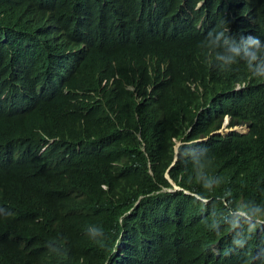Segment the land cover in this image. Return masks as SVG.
I'll return each mask as SVG.
<instances>
[{"label": "trees", "instance_id": "obj_1", "mask_svg": "<svg viewBox=\"0 0 264 264\" xmlns=\"http://www.w3.org/2000/svg\"><path fill=\"white\" fill-rule=\"evenodd\" d=\"M249 10L264 0H0V264H264ZM226 116L248 131L210 135Z\"/></svg>", "mask_w": 264, "mask_h": 264}, {"label": "clouds", "instance_id": "obj_2", "mask_svg": "<svg viewBox=\"0 0 264 264\" xmlns=\"http://www.w3.org/2000/svg\"><path fill=\"white\" fill-rule=\"evenodd\" d=\"M201 4H202L201 2H199V3L196 2L193 4V5H195L196 17L200 18L197 27L203 23V21L205 20V17H206L205 12L204 11L202 12ZM190 6H192V5H190ZM79 16H80V14H77L75 17H79ZM139 16H142V14ZM132 21H134V20H132ZM247 21L249 23L248 37L240 35L239 36V37H241L240 40L244 44H246L248 41L253 42V43H255L256 48H260V47L264 46L263 45L264 44V13L263 14H255L251 10H249L247 12H244L239 18H237L236 23L238 24L239 27H242L244 24H246ZM77 36H78V33H77ZM77 41L80 42V48L77 51V53H80L81 57H82V51H85L87 49L88 41H87V38L83 34H81L80 40L78 38ZM77 53H75L73 55L74 61H77L80 59L79 56L77 55ZM65 55H67V54H65ZM237 88H238V86H237ZM202 109H203L202 106L198 107L196 110L197 113L199 114V113L203 112ZM14 112L17 115H23L26 112V108H25L22 101L16 102ZM228 125H229V117L226 116L223 118L222 126H221L220 130L215 131V132L211 133L210 135H215V134L221 135V134H226V133L231 132V131H235V132H239V133L244 134L248 131L247 125L234 126L232 128H228ZM237 129H239V131H237ZM223 130H225V131H223ZM207 138L208 137H205L202 139L195 140L193 142L205 141V140H207ZM177 145H179V143ZM176 160H177V155H175L172 165L176 162ZM166 177L169 180L170 185L172 186V191H182V189L180 187H178L175 183H173L169 179L168 175H166ZM183 192H184V194H187V195L191 194V195L195 196L199 201H201L203 203H207L209 201L206 197H203L199 194L190 193L188 191H183ZM238 214L243 216V217L245 216L244 213H242V212H239ZM121 244L122 243H118L116 248H119L120 246H122Z\"/></svg>", "mask_w": 264, "mask_h": 264}, {"label": "rangeland", "instance_id": "obj_3", "mask_svg": "<svg viewBox=\"0 0 264 264\" xmlns=\"http://www.w3.org/2000/svg\"><path fill=\"white\" fill-rule=\"evenodd\" d=\"M223 131H225V130H223ZM237 131H239V129H237Z\"/></svg>", "mask_w": 264, "mask_h": 264}, {"label": "bare ground", "instance_id": "obj_4", "mask_svg": "<svg viewBox=\"0 0 264 264\" xmlns=\"http://www.w3.org/2000/svg\"><path fill=\"white\" fill-rule=\"evenodd\" d=\"M20 92V91H19Z\"/></svg>", "mask_w": 264, "mask_h": 264}]
</instances>
